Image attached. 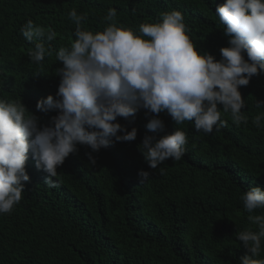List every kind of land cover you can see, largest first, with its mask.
Returning a JSON list of instances; mask_svg holds the SVG:
<instances>
[{
  "label": "trees",
  "instance_id": "16d2710c",
  "mask_svg": "<svg viewBox=\"0 0 264 264\" xmlns=\"http://www.w3.org/2000/svg\"><path fill=\"white\" fill-rule=\"evenodd\" d=\"M224 2L0 0V98L22 100L39 126L50 125L57 111L41 112L36 104L49 95L56 98L63 66L56 53L76 39V24L68 15L72 9L86 15L81 27L93 33L111 23L105 19L110 8L116 9L118 25L134 31L161 22L162 13L180 11L197 50L219 60L229 40L216 15ZM28 19L57 34L43 41L51 54L40 63L29 55L38 41H27L20 31ZM239 91L246 124L236 125L230 112L221 109L226 126L206 134L191 121L176 125L164 112L159 114L164 130L151 132L146 124L152 114L140 109L133 117L118 118L129 131L137 129L134 141L113 138L98 152L78 144L57 168L54 188L44 183L47 173L29 153L25 168L30 179L22 198L10 213H0V264H240L246 249L235 233L258 231L248 216L264 215V209L248 213L241 200L251 187L264 190V120L259 128L253 122L264 113V105L257 107L264 102V71ZM176 128L187 135L184 155L151 169L138 145L145 135L159 139ZM140 170L150 172L143 183ZM256 258H264V238Z\"/></svg>",
  "mask_w": 264,
  "mask_h": 264
},
{
  "label": "clouds",
  "instance_id": "9594fccd",
  "mask_svg": "<svg viewBox=\"0 0 264 264\" xmlns=\"http://www.w3.org/2000/svg\"><path fill=\"white\" fill-rule=\"evenodd\" d=\"M75 22V37L70 47H60L56 59L60 82L56 98L39 100L38 111L56 110L49 126H39L38 118L28 111L22 100L0 98V213H10L20 202L24 182L30 177L25 164L31 153L36 167L47 173L45 184L57 187V168L75 153L77 145H87L93 152L116 142L137 138V129L130 131L118 118L133 117L140 109L152 114L146 124L151 132H162L160 113L167 112L176 125L191 121L195 129L206 134L226 126L221 109L231 114L236 125L247 123L239 88L247 86L253 75L264 71V0H225L216 7V15L225 26L228 46L220 49L221 59L197 50L188 35L184 16L172 10L161 14V22L144 23L139 30L118 25L116 9L108 10L111 23L93 33L83 30L86 15L69 12ZM27 41L35 43L29 53L40 63L46 53L45 39L53 41L56 32L34 25L31 19L21 27ZM245 54L247 59H245ZM218 105H222L219 108ZM264 102H257V107ZM264 113L254 119L261 127ZM120 133V134H118ZM187 135L176 128L159 139L145 135L139 150L151 169L166 159L180 160L185 153ZM90 164L95 159L88 154ZM140 183L150 172L140 170ZM248 213L264 209V190L251 187L242 196ZM248 220L258 231L245 229L235 233L246 254L240 264H264L260 256L264 238V215H249Z\"/></svg>",
  "mask_w": 264,
  "mask_h": 264
}]
</instances>
